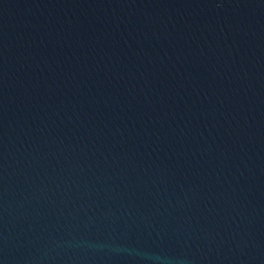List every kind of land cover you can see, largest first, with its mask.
Masks as SVG:
<instances>
[{
    "label": "water",
    "instance_id": "obj_1",
    "mask_svg": "<svg viewBox=\"0 0 264 264\" xmlns=\"http://www.w3.org/2000/svg\"><path fill=\"white\" fill-rule=\"evenodd\" d=\"M0 264H264V0H0Z\"/></svg>",
    "mask_w": 264,
    "mask_h": 264
}]
</instances>
